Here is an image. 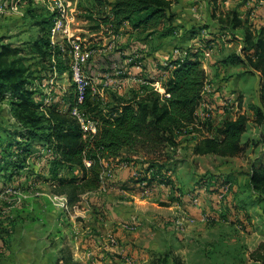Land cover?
<instances>
[{"label": "trees", "instance_id": "obj_1", "mask_svg": "<svg viewBox=\"0 0 264 264\" xmlns=\"http://www.w3.org/2000/svg\"><path fill=\"white\" fill-rule=\"evenodd\" d=\"M32 2L21 0L20 6H28L26 14L38 27V36L31 46L33 56L47 61L49 68L56 65L60 72H70L69 60L62 57L58 47L51 45L54 16L49 12L37 13ZM87 18L95 31L104 27L119 30L124 23H129L134 33L153 34L172 22L174 14L172 2L168 0H113L110 14ZM227 23L231 34L243 28L240 39L243 56L232 55L230 61L257 74V97L251 111L254 122L263 130L260 142L264 143V27L258 31L244 28L236 13ZM173 30L172 26L164 27L162 35ZM190 33L196 34L195 31ZM186 52L184 56L174 54L169 59L165 70L170 75L163 81V94L146 85L140 88L141 93L129 99L113 93L112 102L105 105L98 94L89 92L84 102L78 104L73 88L66 100L69 109L62 111L57 106H45L44 100L35 99L38 90L34 86L38 77L26 64L24 51L0 37V178H3L0 195L9 188L21 192L49 182L51 192L66 196L68 206L73 209L84 195L101 190L105 163L110 161L119 159L129 164L134 163L133 156L142 159V168L137 170L138 175H132L131 181L144 185V190L150 189L153 182L173 190V171L166 169L162 159L165 149L173 153L179 148L191 149L195 156H241L247 148L243 138L248 131L250 115L226 118L220 125H215L210 117L200 118L208 76L199 52ZM53 55L56 64L52 62ZM4 104L15 121L13 130L2 125ZM73 107L97 121L95 135L86 134L71 116L70 108ZM39 156L45 157L49 178L33 170L26 171L28 159ZM85 161L91 165L88 167ZM247 178L252 192L264 200V161L254 162ZM225 184V178L207 174L197 180L196 188L218 195ZM262 251L264 243L254 253L259 261H264V255H260ZM60 255L58 262L61 264H80L75 261L71 247H63ZM150 264L182 262L167 253Z\"/></svg>", "mask_w": 264, "mask_h": 264}, {"label": "rangeland", "instance_id": "obj_2", "mask_svg": "<svg viewBox=\"0 0 264 264\" xmlns=\"http://www.w3.org/2000/svg\"><path fill=\"white\" fill-rule=\"evenodd\" d=\"M112 2L109 0L78 1L75 18L76 25L80 27L78 33H81L83 38L90 43L91 40L105 42V49H109L108 47L114 44L120 47L117 52L121 50L124 52L125 48L128 49L134 44L147 40L150 43L145 44L151 53H153L151 43H157L158 47L164 45V42H161L162 31L139 34L136 38H132L121 35L119 30L112 28L104 27L99 31L92 29L93 24L87 17L93 15L100 18L107 15ZM43 4V1L35 0L32 6L37 13L46 14L48 10L43 8ZM14 5L17 6L16 10L12 9ZM0 8L4 10L3 13L0 12V37L6 43H12L21 48L24 51L26 64L32 67L35 76L38 73L41 78L40 74L44 69L42 64L45 61L34 57L31 50L32 41L38 36V30L34 20L26 14L28 6L21 7L17 0H0ZM224 34L225 32H222V35ZM227 34L229 35L228 31ZM241 34V30L236 31V37L231 35L228 40L214 47L212 58L214 63L212 65L211 62L208 63V66L212 67V72L208 74L205 101L199 113L201 117L209 116L215 125H220L226 118H234L242 111L246 112L250 115V123L244 139L247 148L241 156L236 158L195 156L191 149L181 148L175 153L170 149L163 151L162 159L167 165L166 169L173 171L175 182L173 194L176 195L174 199L179 194L177 187L180 186L179 189H184V199L186 198L184 205H200L198 198L200 194L197 192L196 182L207 174L225 178L229 185V192L221 200L218 198L219 193L213 195L211 192H206L214 199V201L204 200L205 204H201L203 210L201 218L207 216L206 221L201 218L195 219L184 212L181 216H177L173 220L174 223L169 225L170 229L166 227L170 232L162 236L160 252L154 255V259L161 254L170 253L182 264H264L263 260L259 261L254 256L259 246L264 243V200L252 192L247 178L250 166L254 162L264 161V145H260L261 128L255 124L250 107L256 101L258 77L243 65L230 61V57L236 55L240 49L238 37ZM150 36L154 37V40H149ZM119 37L126 39L123 41L125 42L123 46V42H119L120 45L116 43V40L121 41ZM92 46L93 44L91 48ZM207 47L208 45L205 49H208ZM137 51L141 55L140 62L144 65V54L150 52H145L143 49ZM201 53L202 58L205 57L204 52ZM89 67L88 64L86 68ZM49 69L45 68V71ZM126 79H129V76H125L124 80ZM69 83L72 85L71 80ZM130 85V81L126 82L125 89L130 88ZM57 96H59L57 100L59 104L60 101L61 103L66 101L60 95ZM101 100L107 105L113 100V94L110 93L103 98L100 96ZM56 105L58 107V104ZM3 108L5 110L2 125L13 130L15 121L11 119L6 104ZM133 160L134 164H138L141 169L142 159L138 160L134 157ZM113 173L115 175V169ZM10 189L12 191H9ZM37 193L40 194L37 195ZM49 194L51 193L48 186L42 184L17 193L9 188L0 195V264H60L58 259L61 256L59 252L61 246L79 237L71 229L72 225L80 222L75 217L77 209L57 208L50 201ZM146 194L143 196L145 197ZM43 210L44 217L40 213ZM178 218L182 223L177 224ZM82 220L84 225L85 219ZM65 247H68L67 244ZM260 255H264V251ZM151 262L152 260L146 264Z\"/></svg>", "mask_w": 264, "mask_h": 264}, {"label": "crops", "instance_id": "obj_3", "mask_svg": "<svg viewBox=\"0 0 264 264\" xmlns=\"http://www.w3.org/2000/svg\"><path fill=\"white\" fill-rule=\"evenodd\" d=\"M33 1L35 3V0ZM109 1L112 2L113 0ZM168 1L172 2L174 18L172 22H167V24L161 26L158 32L163 31L164 27L169 26H172L174 30L172 33L164 35L161 38V42H164L162 47H158L157 43H151L153 44L151 45L153 53L149 51V47L145 44L150 43L148 40L134 44V46L128 49L125 48L124 52L122 50L117 52L120 47L114 44L110 45L109 49H105V42L99 43L97 40H91L93 52L88 61L90 67L85 68V72L88 77L93 79L99 96L103 98L110 93H116L119 97L129 99L133 94L141 93L140 88L146 85L159 88V91L163 94L165 92L163 81L170 75L165 70V67H167L169 59L176 52L187 50L199 52L202 67L208 76L212 69V67L208 66V63L211 62V65L214 63L212 59L214 47L217 44L220 45L222 41L228 40L231 35L236 37V31L241 30L243 34V28L237 29L234 34H227L228 18L232 17L234 13H236L238 19L243 23L244 28L258 31L264 27V0ZM34 3L32 2V4ZM42 6L44 9H47L45 5ZM32 7L35 10V7ZM107 14H110V11ZM93 17L96 18L95 16ZM36 29L38 30V27ZM119 31L122 33L121 35L132 38H136L139 34H151L149 32L134 33L129 23H124L119 28ZM191 31H195L196 34L192 36ZM222 32H225V34L222 35ZM242 34L238 37L240 49L236 53L240 57L243 56L240 41ZM120 39L121 41L116 40V43L119 45V42L126 40L125 37H121ZM149 40H154V37L150 36ZM124 43H122V46ZM207 45L208 49H205ZM139 49L150 52L149 54H144V65L141 68L129 64L127 60L129 56ZM201 52H204L205 57L202 58L203 54ZM42 65L44 69L40 74L41 78H39L38 73L36 74L38 79L46 77L54 67L49 69L50 65L47 61L43 62ZM45 68L49 70L45 71ZM58 72L59 86L56 88V91L61 98L67 100L70 98L71 90L73 89L69 83L70 72H60L59 67ZM117 73H120L122 79L125 76H129V79L125 81L127 83L130 81V88L125 89L124 86L121 91L117 92L110 87L104 86L103 82L108 78L116 79ZM35 99L38 101L44 100L41 90L37 92ZM58 102H53L46 106L58 104V108L62 111L69 109L68 106H63L66 101L63 103L60 101L62 106ZM241 114L247 113L242 111L239 115ZM262 132L263 130L261 129ZM260 145H264V143L260 142ZM42 151L45 153V150ZM106 164L115 169V175L111 180L107 181L106 186L99 192L84 195L79 205L73 208L77 209L75 210V217L80 222L75 223L74 226L72 225L71 229L79 237H76L74 241L69 240V242L61 246L63 248L67 244L68 247H71L75 261L80 264H146L150 260L153 261L154 255H158L160 252L162 236L166 232H170L166 227L169 228V225L174 223L173 220L177 216H181V213L184 212L193 216V218L195 217V219L201 218L203 211L201 204H205L204 200L214 201L213 196L206 194V190L197 189V192L200 194L198 197L200 205H184L186 202V198L184 199L185 194L183 193L184 189L181 190L182 192L178 191L179 194L174 199L173 197L176 195L173 194L174 191L169 186L153 182L152 186L149 187L150 189L144 190V185L133 183L131 179L134 171L140 170L138 164L120 162L119 159ZM45 169H47V165L44 156L28 159L26 171L33 170L49 178ZM2 183L3 178H0V187L3 185ZM43 184L44 186H48L49 193H52L51 183L44 182ZM144 194H146L145 197L143 196ZM83 205L85 206L84 208L82 207ZM40 213L43 217L45 216L44 210ZM82 219H85L84 225ZM125 223L135 225L136 229L133 231L126 229L124 227ZM109 236H113L116 239L114 244H110L107 241V237ZM61 249L59 250L61 251Z\"/></svg>", "mask_w": 264, "mask_h": 264}, {"label": "built area", "instance_id": "obj_4", "mask_svg": "<svg viewBox=\"0 0 264 264\" xmlns=\"http://www.w3.org/2000/svg\"><path fill=\"white\" fill-rule=\"evenodd\" d=\"M19 2L21 0H18ZM43 1V5L47 7V10L50 14L54 16V25L51 30V45L52 47H58L62 53L64 59L69 60L70 68V80L72 87L75 92V101L78 104H82L85 100V97L89 92L92 95L98 94V89L94 85L93 79L88 77L85 72L86 65L92 55L93 50L91 49V43L82 37L81 33H78L80 27L76 25L75 13L78 10V1L79 0H39ZM13 10L17 9V6H12ZM0 12L3 13L4 10L0 8ZM82 29V28H81ZM180 56L187 54L186 51L176 52ZM141 55L138 51H135L134 54L127 58L129 64L136 65L137 67H142V62H140ZM52 62L56 64L55 55L52 56ZM117 78H108L103 82L104 86L110 87L113 90L119 92L121 91L126 81L120 77V73L116 74ZM120 77V78H119ZM59 72L54 65L49 76L44 77L43 79H37L36 85L34 86L35 90H41L44 96V105L52 104L57 102L59 96L56 88L58 84ZM154 87V86H153ZM159 91V88L154 87ZM160 92V91H159ZM161 93V92H160ZM63 106L69 108V105L65 103ZM71 116H73L81 125L83 131L86 134L95 135L98 132V123L96 120L91 118L84 111L80 110L78 107L70 108ZM200 118L209 117L204 115ZM85 164L89 167L90 162L85 161ZM134 176L138 175L137 170L133 173ZM114 176L113 168L107 166L105 163V171L101 176V189L106 186L107 181L111 180ZM9 191H12L11 189ZM8 191V192H9ZM14 191V190H13ZM20 192V191H14ZM229 192V185L225 184L221 187V192L218 198L223 199ZM40 193H37L39 195ZM50 201L59 209L68 210L67 197L64 195L49 194ZM197 201V200H196ZM184 220V219H183ZM202 220L206 221L207 216H202ZM182 223L180 218L177 220V224ZM124 227L128 230H135V225L124 224ZM107 241L110 244H114L116 239L113 236L107 237Z\"/></svg>", "mask_w": 264, "mask_h": 264}]
</instances>
